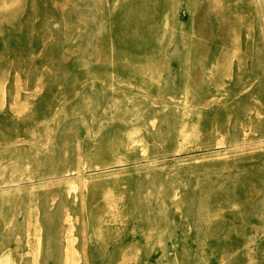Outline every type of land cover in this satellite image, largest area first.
Listing matches in <instances>:
<instances>
[{
    "label": "rangeland",
    "instance_id": "rangeland-1",
    "mask_svg": "<svg viewBox=\"0 0 264 264\" xmlns=\"http://www.w3.org/2000/svg\"><path fill=\"white\" fill-rule=\"evenodd\" d=\"M195 3L0 0V264H264V0Z\"/></svg>",
    "mask_w": 264,
    "mask_h": 264
},
{
    "label": "bare ground",
    "instance_id": "bare-ground-1",
    "mask_svg": "<svg viewBox=\"0 0 264 264\" xmlns=\"http://www.w3.org/2000/svg\"><path fill=\"white\" fill-rule=\"evenodd\" d=\"M186 2H187V4L186 5H188V8L190 9V10H196L197 9V5H196V3H195V0H186ZM140 20H143V21H146V18H143V19H140ZM132 24H134V23H132ZM188 66H189V63H188ZM121 73H118V75H120ZM191 75H189V77H190V79H192V80H195L196 81V83H198V81L199 80H201L202 79V77H200V75H201V71H195V72H193V73H190ZM105 81H108V80H105ZM115 81H120V82H122V78L121 77H118V80L117 79H114V80H109L108 81V83L110 82V83H112V84H114V82ZM190 84V83H189ZM193 85V86H192ZM194 87V84H190V87ZM173 89H178V88H173ZM174 91H176V90H174ZM129 127V125H126V124H124V125H122L120 128H122V129H126V135H125V146L126 147H129V146H133L134 144H136L137 143V141L136 140H134L133 139V137H132V131L130 130V128H128ZM133 130V129H132ZM122 138V137H121ZM123 139V138H122ZM105 146V145H104ZM104 146H103V148H102V151H104V152H106V153H113L114 151H117L118 150V147H114V148H111V147H105L104 148ZM121 148V147H120ZM119 148V149H120ZM102 151H99L98 152V155L100 156V154L102 153ZM77 159H78V156H77ZM116 164V161L115 160H110V159H105V160H102V157L100 156V158H99V161H94V163L91 165H88L85 169L84 168H82V169H79V168H73V172H78V173H80V172H82V171H88V173H91V172H96V171H98V172H103V171H106V170H110L111 168H113L114 167V165ZM59 206H61V203L59 204ZM50 216V213L48 212V211H45V214L43 215V219H46V218H48ZM70 216H71V213L69 212V211H67L66 213H65V215H64V221L66 220V221H69V218H70ZM14 229H16V232H18V233H20L22 230H21V226H19V225H14ZM70 229H71V226H69L68 227V230L70 231ZM67 230V231H68ZM68 231V232H69Z\"/></svg>",
    "mask_w": 264,
    "mask_h": 264
}]
</instances>
